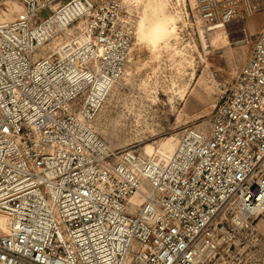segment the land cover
<instances>
[{
    "label": "built area",
    "instance_id": "built-area-1",
    "mask_svg": "<svg viewBox=\"0 0 264 264\" xmlns=\"http://www.w3.org/2000/svg\"><path fill=\"white\" fill-rule=\"evenodd\" d=\"M11 2L22 11L0 16V264H264V25L205 127L145 155L94 128L137 31L121 0ZM256 8L197 1L210 30Z\"/></svg>",
    "mask_w": 264,
    "mask_h": 264
},
{
    "label": "rangeland",
    "instance_id": "rangeland-1",
    "mask_svg": "<svg viewBox=\"0 0 264 264\" xmlns=\"http://www.w3.org/2000/svg\"><path fill=\"white\" fill-rule=\"evenodd\" d=\"M143 1H139L133 15L124 10L137 27ZM197 1L166 0L168 12L178 19L182 17L178 20L177 37L170 46L155 49L146 42H138L135 33L126 74L95 121L98 134L111 149L145 155L173 152L182 132L205 127L220 93L245 64L255 34L260 31L255 24L264 25V0H253L257 8L251 15L242 10L241 16L226 25L225 30L215 32L201 20ZM121 2L124 6L125 0ZM21 11L20 4L0 0L2 20L13 19ZM50 14L46 9L40 18L45 20ZM161 57L170 61V69L158 68ZM188 83L190 87L183 101L179 92ZM149 147L151 154L147 151Z\"/></svg>",
    "mask_w": 264,
    "mask_h": 264
},
{
    "label": "bare ground",
    "instance_id": "bare-ground-1",
    "mask_svg": "<svg viewBox=\"0 0 264 264\" xmlns=\"http://www.w3.org/2000/svg\"><path fill=\"white\" fill-rule=\"evenodd\" d=\"M139 1L140 0H134V1L125 0V5H124L125 7L123 6L124 10L125 9L128 10L129 15H133L134 11H137L136 8L138 7ZM142 7H143V11H142L141 18L138 23V27L136 31L137 41L146 42L150 46H153L155 49L161 47L162 45H165L166 47L170 46L171 40L177 37V30H178L177 24H178V20H180L182 17H179L180 19H178L177 16L168 12L167 10L168 4L166 0H145L143 1ZM176 15H179V14H176ZM225 29H226V26L224 27L218 26L211 30L215 32V31L225 30ZM245 42L246 41H241V43L243 44ZM126 71H127V68L122 78H124ZM193 79H194V75H192L191 80ZM189 87H190V84L188 83L185 86L184 90L179 92V95H181V100L183 101L186 100ZM94 128L96 131L98 130L95 123H94ZM147 151L149 154H151L152 149L149 147Z\"/></svg>",
    "mask_w": 264,
    "mask_h": 264
},
{
    "label": "crops",
    "instance_id": "crops-1",
    "mask_svg": "<svg viewBox=\"0 0 264 264\" xmlns=\"http://www.w3.org/2000/svg\"><path fill=\"white\" fill-rule=\"evenodd\" d=\"M256 27H258L260 30H261V27H263V25L261 24V23H258V22H256Z\"/></svg>",
    "mask_w": 264,
    "mask_h": 264
}]
</instances>
